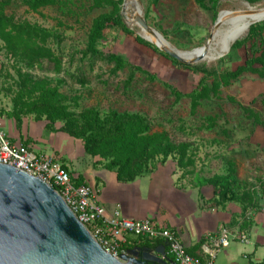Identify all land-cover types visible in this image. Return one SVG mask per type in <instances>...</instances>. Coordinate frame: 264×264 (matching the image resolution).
<instances>
[{
	"label": "rangeland",
	"instance_id": "374dc122",
	"mask_svg": "<svg viewBox=\"0 0 264 264\" xmlns=\"http://www.w3.org/2000/svg\"><path fill=\"white\" fill-rule=\"evenodd\" d=\"M139 1L144 17L148 13L147 24L179 51H192L208 45L219 13L221 18H225L229 13L247 10L240 3L257 10L264 9V0H223L217 15H214L201 10L194 0H160L156 5L153 0ZM89 5L88 0H78L75 13L71 15L61 14L57 7L46 8L38 13L28 12L21 5L7 10L16 20L27 21L51 32L53 38L48 40L47 46L61 60V71L56 72L54 64L48 61L28 70L7 58L0 42V112L12 108V91L15 90L17 79L15 67H19L37 80L47 79L53 86L59 85L60 92L68 97H79L80 109L96 107L102 113L110 110L139 113L148 118L153 132L166 131L176 144L190 143L196 163L192 175L183 178L182 172L171 164L174 163L172 160L168 161L170 168L163 171L159 167V174L165 175L162 177L166 179L170 174L177 175L173 181L175 187L190 188L195 186L199 178L223 174L227 161L232 159L236 165L237 178L257 186L259 191L258 184L264 181V127L249 120L240 105L252 108L264 121V108L260 105L261 96H264V81L254 75H245L229 87H222L218 98L203 101L196 115H191L190 100L183 97L176 102L167 85L182 94H188L196 88L202 75L176 66L162 56L160 50L157 53L152 48L140 45L136 41L138 29L132 28L133 35H127L119 28L110 27L105 32L104 40L98 44V49L107 55L121 56L149 75L136 72L131 84L126 85L130 76L128 67L113 74L114 65L91 55L84 56L94 19L111 11V8L90 11ZM122 19L126 26V17L122 16ZM235 43L222 57L214 58L212 62L204 60L193 66H204L219 73L236 70L249 56L251 43L236 49ZM80 79L85 80V84ZM253 99L258 101L251 104ZM207 117L216 118L213 130L206 129ZM28 118L34 120L32 116ZM44 133V143L50 144L49 132ZM66 137L78 146L72 150L66 142L63 146L65 153L68 156L71 153L73 161H78V164L89 165L90 160L86 157L82 143ZM32 151L39 155L36 149ZM92 169L89 170L90 176L94 174ZM94 170L107 184V171L99 168ZM113 179L116 181L114 174ZM93 190L97 195V190ZM97 199L100 201L99 197Z\"/></svg>",
	"mask_w": 264,
	"mask_h": 264
},
{
	"label": "trees",
	"instance_id": "16d2710c",
	"mask_svg": "<svg viewBox=\"0 0 264 264\" xmlns=\"http://www.w3.org/2000/svg\"><path fill=\"white\" fill-rule=\"evenodd\" d=\"M77 1L0 0L1 50L5 52L7 58L28 70L40 67L43 61H48L54 64L56 72H60L61 60L47 46L48 40L53 38L51 32L27 21L16 20L14 16L8 14L7 10L21 5L28 12L38 13L46 8L57 7L61 14L71 15L75 13L74 8ZM88 1L90 11L104 8H111V11L94 19L84 56L91 55L114 65L113 74L128 67L130 76L126 85L131 84L136 72L149 75L147 71L125 61L121 56L107 55L98 49V44L104 40L105 32L110 27L119 28L125 34L133 35V32L124 25L121 16L124 0ZM159 1L153 0V4L156 5ZM221 1L223 0H194L201 10L214 15H217ZM145 19H148V13ZM136 41L144 47L159 52L157 48L140 37H136ZM248 43H251L250 54L244 64L237 67L236 70L224 73H219L215 69L208 70L204 66L182 64L168 55L160 53L176 66L202 75L196 88L188 94H182L176 88L167 85L175 96L176 102H179L183 97L188 98L191 115H196L203 101L218 98L222 87H229L245 75H254L264 81V22L252 26L248 36L237 41L234 48L245 47ZM15 74L17 79L15 90L12 91V108L9 111H1L0 117L13 120L17 131L21 132L24 119L31 116L37 122H45L47 132L62 133L80 141L85 154L97 159L95 165H103L106 170L115 174L118 182L124 184L134 183L143 176L154 173L159 167L165 166L169 160L175 163L176 168L182 172L183 178L193 174L196 163L191 153V144L174 143L166 131L153 132L152 125L146 116L115 110L102 113L96 107L80 109V98L62 94L59 85L53 86L47 79L37 80L19 67H15ZM79 81L85 84V80L80 79ZM257 101L258 99H253L251 104H255ZM260 105L264 108V96H261ZM240 107L246 117L252 120L255 125L264 127V121L259 113L248 106L240 105ZM206 121L208 123L206 129L213 130L216 126V118L207 117ZM22 141L31 150L29 145L33 142L32 139H22ZM62 163L67 168L66 164ZM226 166V171L223 174L198 179L199 187L209 186L214 190V197L211 200L206 201L202 196L200 199L206 208H225L229 204L238 205L241 211L233 215L228 226L230 228L237 227L240 231L248 233L254 224L253 214L261 209L259 203L264 196V181H260L259 191H257V186L237 178L236 165L232 159L227 161ZM71 176L75 185L86 184L82 175L75 177L71 173ZM54 188L56 189V187ZM170 230L175 232L173 229ZM205 241L206 239H203L193 248L186 249L187 252L202 260V256L198 252ZM163 245L164 243L160 240L152 241L134 237L127 239L124 249L129 251L135 247H143L153 252ZM258 264H264V261Z\"/></svg>",
	"mask_w": 264,
	"mask_h": 264
},
{
	"label": "crops",
	"instance_id": "0c3cea01",
	"mask_svg": "<svg viewBox=\"0 0 264 264\" xmlns=\"http://www.w3.org/2000/svg\"><path fill=\"white\" fill-rule=\"evenodd\" d=\"M0 127H2L0 130L8 134L13 143H23L22 139H32L33 142L29 145L32 150L36 149L39 155L61 160L73 176L82 175L85 183L97 190L99 202L106 208L108 214L118 210L127 219H150L160 227L173 229L187 250L206 239L198 252L203 260L206 259L204 247L208 243L207 239L219 234L221 229H232L228 224L233 215L241 211L236 204H229L225 208H206L200 197L202 196L206 201L211 200L214 197L212 187H199L197 183L190 188L175 187L173 181L177 175L171 176L170 174L166 179L162 177L165 175L159 174V168L134 183L124 184L115 181L114 173L106 170L103 165L90 166L97 159L86 155L90 160L89 165L86 166L73 161L71 153L68 156L63 146L68 142L73 150L78 145L69 141L67 135L49 133L51 143H44L45 122L26 118L19 132L13 120L0 117ZM171 164L175 166V163ZM169 166L170 163L167 162L161 170L164 171L170 168ZM90 168L106 170L107 184L101 176L95 174L94 169H92L94 174L90 176ZM259 204L261 209L253 214V227L250 232L246 233L248 242L242 243L234 239L229 247L217 254L215 264H258L264 261V196ZM129 238L134 237H127ZM151 253L158 254L157 251Z\"/></svg>",
	"mask_w": 264,
	"mask_h": 264
},
{
	"label": "water",
	"instance_id": "95a60500",
	"mask_svg": "<svg viewBox=\"0 0 264 264\" xmlns=\"http://www.w3.org/2000/svg\"><path fill=\"white\" fill-rule=\"evenodd\" d=\"M127 1H123L121 16L132 15ZM138 2L139 12L134 22L165 45H155L139 35L140 38L179 63L193 66L202 61L199 57L189 61L181 58L178 53L191 54L203 47L192 51L171 47L147 24ZM219 20L220 13L215 29ZM126 27L132 29L127 23ZM157 253L135 247L119 259L113 257L77 219L56 189L39 178L0 164V264H174L169 258H162L164 246Z\"/></svg>",
	"mask_w": 264,
	"mask_h": 264
},
{
	"label": "built area",
	"instance_id": "2783aa9c",
	"mask_svg": "<svg viewBox=\"0 0 264 264\" xmlns=\"http://www.w3.org/2000/svg\"><path fill=\"white\" fill-rule=\"evenodd\" d=\"M0 164L14 167L56 187L71 211L103 250L117 259L127 254L124 249L127 237L162 241L165 247V257L162 258H170L174 264H215L217 254L229 247L231 241L238 239L242 243L248 242L245 232L237 228H224L219 234L207 239L205 260L194 257L170 229L160 227L150 219H127L118 210L108 214L94 190L86 184L75 185L69 169L59 159L35 154L23 143H13L2 130Z\"/></svg>",
	"mask_w": 264,
	"mask_h": 264
},
{
	"label": "bare ground",
	"instance_id": "6f19581e",
	"mask_svg": "<svg viewBox=\"0 0 264 264\" xmlns=\"http://www.w3.org/2000/svg\"><path fill=\"white\" fill-rule=\"evenodd\" d=\"M239 5L246 7L247 10L242 9L237 14L229 15L225 18H221L220 15V20L208 45L191 54L178 53V55L187 61L199 57L202 61L207 60L212 62L214 58L218 59L222 57L231 48L235 41L247 35L253 24L264 20V9L257 10L242 3ZM127 9L132 12L131 16L127 15L126 17V23L129 24L131 28L138 29L139 35L143 36L153 44L158 46L165 45L162 40L157 41L154 36L145 33L134 22L133 18L135 15H138L139 12L138 0H128Z\"/></svg>",
	"mask_w": 264,
	"mask_h": 264
}]
</instances>
